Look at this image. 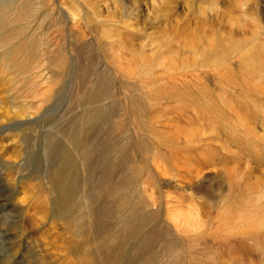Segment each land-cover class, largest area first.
Here are the masks:
<instances>
[{
  "label": "rangeland",
  "instance_id": "1",
  "mask_svg": "<svg viewBox=\"0 0 264 264\" xmlns=\"http://www.w3.org/2000/svg\"><path fill=\"white\" fill-rule=\"evenodd\" d=\"M226 71L257 100L246 104L257 134L237 132L252 139L240 148L212 138L226 118L215 117L226 116ZM148 84L214 91V126L193 105L167 101L153 113L188 110L204 126L191 161L176 169L155 152L169 157L173 144L161 146L129 113L130 98L150 107ZM258 107L264 0H0V264H264L263 239L239 233L264 229ZM179 196L206 230L174 227L168 201Z\"/></svg>",
  "mask_w": 264,
  "mask_h": 264
},
{
  "label": "bare ground",
  "instance_id": "2",
  "mask_svg": "<svg viewBox=\"0 0 264 264\" xmlns=\"http://www.w3.org/2000/svg\"><path fill=\"white\" fill-rule=\"evenodd\" d=\"M115 48H116V46H115ZM117 48H119V46ZM119 49H121V48H119ZM221 61L218 60L217 62L219 63ZM213 62H215V61L211 60L209 58L207 63H205V66L211 65ZM231 65L232 64L230 63V64L226 65V67L223 66L222 71L224 72V70L231 69L232 68ZM152 68L153 67H149V66L146 67V69H145L146 70L145 71V75H147L146 78H148L150 76V74H152V73L154 74ZM153 74L151 76H153ZM221 76H222V79H224L225 82H226L225 83L226 87H224V86L221 87L222 92H224L225 97L221 98L220 103L223 104V106L226 108L227 111H226V116H224L221 113L217 112V114L219 116H215V117H217V118L226 117V118L223 120V123L221 124L222 127L220 126V124H218L217 126L214 127V129H211L212 132H213V135L216 136V137H212V138L214 140H217L218 142H220V141L225 142V144H223V148H228V145L226 144L227 142H232L234 145H237V147L239 146L238 148L242 147L243 144H245L246 146L249 145V144H252L251 137H249L247 140H243L242 138H238L236 136V134H237V132H240V131H244V132L250 133L251 136H255L257 134V128L256 127H258V125H259L258 122L259 121H257L256 119L251 118L252 116H254V114L252 115L250 113V111L247 109V105H246V104L255 105L256 104L255 102H257V100H256V98L248 100L249 97H246V96H245V98L243 97V95H245V93L243 91H241L243 89H242V86L240 84L241 83L240 79H238V78H236L235 80L231 79L232 77L230 76V72L226 71V73L225 74L222 73ZM161 78H159V79H161ZM151 81H152V79H151ZM160 81H158V82H160ZM149 86L150 85L148 84V86H147L148 90H145L146 94H144V96H145L144 98H146L147 103H149L148 105H150V107L149 106H147V107L151 108V111L150 112L147 111V110H149V108L148 109L146 108L147 110H145L144 105L142 103H140V101L138 99H136V97L133 96L134 98H130L132 100L131 103L134 102L136 106L134 107L135 109L129 107L130 108L129 109V111H130L129 113L134 115L135 121L138 120V119L140 120V118H143V119L145 118L144 120L149 122L151 127H153V129H151L152 133L155 130L156 134H158L160 136V139L159 138L158 139L160 140V143H161L160 145L161 146L168 147L169 146L168 143L173 144V146L175 148H173L169 152V155H170L169 157H166V155L162 154L159 151V149H157V150L155 149V152L157 151L158 152L157 155H160L161 157H163L162 161H161L162 164L168 165V167H170L169 169H172V168L176 169L177 167H180L181 165H185V164H187V163H189L191 161V159H192V157H191L192 156V148L194 147V145H199L203 141L202 138L205 135L204 132H203L204 126L197 125V122L199 120H197L195 118V120L197 121L195 123L194 122L195 121L194 120V116L191 115L188 110H180V117H178L177 119H175V118L173 119V118H171L169 116L167 117V115H162L161 112L160 113L158 112V114H154L155 116L153 115V113H157V111L159 110L158 106H161V105L165 104L167 101L168 102L169 101L170 102H176L179 105H183V106H184V104H188V106H190V105L192 106L193 105V106H195V109H197L198 107H200V109H204L203 111H205V113H204L203 117H205L208 120L207 124L210 125V126H214L212 124V119L210 118L211 117L210 110H212L213 107L212 108L210 107L209 104H211V101H209L210 98H207V97H209V94L211 95L214 91L213 90L211 91V89L205 88L202 85H200V86L199 85H197V86L195 85L196 87L194 86L195 87L194 91L192 89H190V88H180V87H173V88H168L167 89V88L162 87L163 85H160V84L157 87L152 86V84H151L152 87H149ZM155 86H156V84H155ZM238 88H241V89H238ZM205 89H208V92L205 91L203 93L202 91H204ZM247 95L252 97V95L249 94V93ZM232 96H236L235 102L234 101L232 102V100H231L233 98ZM215 104H217V102ZM183 109H184V107H183ZM200 109H198V110H200ZM90 110H91V113L94 111V109H90ZM192 110H193V108H192ZM259 110L260 109L258 107L256 114H258V112H259V114H264V109H261L260 111ZM94 112H96V111H94ZM148 112L150 113V115H149ZM197 114H198V111H197ZM169 115H171V114H169ZM99 116H100V114H99ZM152 116H153V118H152ZM183 121L186 123L185 126L182 125ZM193 123H195V126L192 125ZM156 124H160L161 127H159V128L155 127ZM191 126H192V128H191ZM188 127H190L191 129L188 128ZM262 127H264V122H262ZM144 133H145V131H144ZM75 138H77V137H75ZM260 142L264 146V143L262 141H260ZM76 143H78V142H76ZM76 147H77V144H76ZM77 149H78V147H77ZM185 151H186V154H184ZM69 153L70 152H68V154ZM65 164H66V162H65ZM69 168H70V165H69ZM66 171H67V169H66ZM167 172L168 171L161 170V176L162 175H164V176L167 175L168 174ZM58 173L59 172L57 171L56 173L52 174V176H51L52 183L54 185H56V186L58 185L59 178H60ZM58 190H59L58 191V196L59 197L63 196V192L61 191V188H58ZM165 195H167L168 197L172 196V195L170 196L169 194H165ZM170 200H171L170 202L168 201V205H169L168 211H169V216H170L169 220H171L172 224L174 225V227L177 230H180V232H183V233H187V232H190V231H195V229H197V228L199 230H206V228L203 227L204 225L202 227L199 226L198 221H197L198 219H196V217L192 213L193 210H196V207L193 206V201L189 202L190 203V206H189L190 207L189 208L190 211L188 212V211H185L183 209V207H182V204L184 203V200L182 199V197L179 196L174 201H173V199H170ZM75 216H76V219H77L75 224L78 225L77 223H81V221H79L78 215H75ZM131 216H133L135 218L136 217V213H132ZM137 224H138V222H137ZM132 228L136 229V227H132ZM220 229H223V227L221 225L218 226V230H220ZM226 229H228V226H226ZM80 230H81V232L83 231L82 227L80 228ZM239 233H241L242 235H251L254 238H261L264 241V229H262L261 231H253L252 233H247L243 229H240ZM123 236L124 235H122V237L118 236V237L114 238L113 239V244L115 243L114 245L116 246V243H118V242L121 243V241L124 240ZM120 238H122V239H120ZM120 249H121V247H120ZM97 252H98V249H97ZM78 253H80V252H78ZM90 254H92V253H90ZM117 258H119V257H117ZM133 260H135V259H133ZM132 262L133 261L130 260V262H127V264H131ZM94 263H95V260H94ZM115 263H117V262H115Z\"/></svg>",
  "mask_w": 264,
  "mask_h": 264
}]
</instances>
